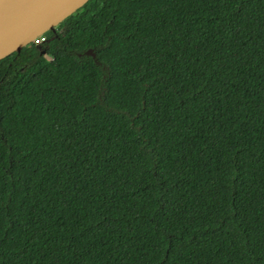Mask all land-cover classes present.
I'll return each mask as SVG.
<instances>
[{"label": "trees", "instance_id": "trees-1", "mask_svg": "<svg viewBox=\"0 0 264 264\" xmlns=\"http://www.w3.org/2000/svg\"><path fill=\"white\" fill-rule=\"evenodd\" d=\"M0 264H264V0H90L1 60Z\"/></svg>", "mask_w": 264, "mask_h": 264}, {"label": "water", "instance_id": "water-1", "mask_svg": "<svg viewBox=\"0 0 264 264\" xmlns=\"http://www.w3.org/2000/svg\"><path fill=\"white\" fill-rule=\"evenodd\" d=\"M90 0H0V61L45 40V34ZM93 55L92 50L87 52Z\"/></svg>", "mask_w": 264, "mask_h": 264}, {"label": "rangeland", "instance_id": "rangeland-1", "mask_svg": "<svg viewBox=\"0 0 264 264\" xmlns=\"http://www.w3.org/2000/svg\"><path fill=\"white\" fill-rule=\"evenodd\" d=\"M120 69H122V66H117V67L115 68L116 71H118V70H120Z\"/></svg>", "mask_w": 264, "mask_h": 264}]
</instances>
